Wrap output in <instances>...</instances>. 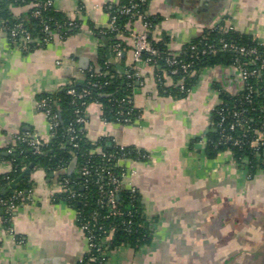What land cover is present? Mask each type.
<instances>
[{"label":"crops","instance_id":"obj_1","mask_svg":"<svg viewBox=\"0 0 264 264\" xmlns=\"http://www.w3.org/2000/svg\"><path fill=\"white\" fill-rule=\"evenodd\" d=\"M120 1L52 0L54 9L80 21V29L65 38L54 35L45 48L27 52L17 49L0 26V175L12 168L9 156L19 135L51 138L37 108L38 95L81 83L91 70L99 72L101 50L119 72L133 65L128 34L121 37L124 48L116 58L110 38L89 28L105 25L110 7ZM24 11L12 8L16 16ZM148 11L160 17L153 39L167 37L173 54L204 30L225 23L264 44V0H151ZM127 31L142 32V22L135 20ZM135 70L136 119L105 121L101 105L90 102L83 125L91 142L105 138L108 147L149 154L127 165L135 171L128 180L140 194L153 236L138 249L119 246L102 264H264V171L250 175L228 149L209 158L199 142L219 94L242 90L237 69H202L183 98L159 92L154 66L140 61ZM73 171L74 162L62 170L31 169V200L18 205L9 220L0 210V264H83L88 245L76 210L58 198L64 193L61 175Z\"/></svg>","mask_w":264,"mask_h":264},{"label":"trees","instance_id":"obj_2","mask_svg":"<svg viewBox=\"0 0 264 264\" xmlns=\"http://www.w3.org/2000/svg\"><path fill=\"white\" fill-rule=\"evenodd\" d=\"M48 0H0V26L8 33L9 30L15 27L16 24H21L22 28L29 32L32 40L28 42V48L24 52L31 51L35 48H45L53 39L54 35L65 38L68 34L77 32L80 29V21L75 20L77 27L69 25L70 18L63 12L54 9L52 3L48 6L42 4ZM52 1V0H51ZM151 0H121L119 4L110 7L111 16H115L116 23L123 30V34H128L127 27L136 19L131 18L129 14L121 12L123 7H129L131 4H136L135 10L145 13L144 21L150 25L151 32L148 33V40L152 47L157 51V55H152L148 52L141 54V59L149 65L154 66L155 75L159 72L156 66H160L163 72L168 71L171 67L166 64L167 56L173 55L174 59L179 61L174 67H178L180 63L189 64L188 75L185 73H177L171 76L173 82L178 79L182 80L184 84V91L174 86L164 85V81L156 79V84L160 93L171 96L173 98H183L191 90L194 85L199 72L204 68L213 67L216 65H232V63L244 58V55L235 53L233 51H220L214 53H201L202 49H206L208 45H214L216 48L220 47V40L223 39L227 43H234L246 49H256V51L264 59V44L258 43L251 35L240 33L237 30H230L225 33L219 30L218 27L206 29L203 33L185 44L180 52L173 54L167 48V37L160 40H155L152 37L154 27L159 23L160 17L149 14V3ZM40 5H36V3ZM14 7H25V11L16 16L12 12ZM83 8L81 11L83 13ZM38 12V13H36ZM48 27L45 30V27ZM90 30L93 35L105 36L110 38L111 47L116 42L121 43L124 48V42L121 37L116 39L110 34L104 35L101 29L90 25ZM9 36V35H7ZM49 39V42L36 41L37 39ZM194 45L195 49L191 46ZM195 51L199 53L196 55ZM99 64L101 70L96 72L91 70L87 73L86 78L81 83H71L62 88L53 91L45 92L37 96L36 100L45 98L47 105L57 120V125L53 129V135L49 142L41 146V153H34L25 141L17 140L14 152L9 156L12 168L11 170L0 175V190L10 182L15 180L25 168L31 163H34V168H43L45 171H54L66 169L73 161H75V171L70 174L63 173L61 175L62 183L67 180V186L75 193L80 194L81 197H70L69 193H62L58 198L66 201L76 211H78V221H90L95 228L94 234L96 237L102 236L103 231H109L113 228L112 238L109 242V250L127 245L133 249H138L151 242L153 231L150 226L151 222L144 213L143 204L141 202L140 194L132 193L128 189H121L116 191L115 201L122 209L123 214L120 216H107V208L103 207L99 201L105 202V197L100 190H110L112 186L108 183L107 173L120 174L121 167H116V159L131 158L141 159V150L134 147H120L111 145L108 147L107 139L100 138L97 144L101 147L104 156L91 152L94 144L89 141L84 132V125L78 122L79 118H85L84 110L88 103L97 102L101 105L102 118L108 122H123V118L136 119L139 115V110L133 107L132 96L139 81L138 77L134 75L127 77L129 69H124L119 72L116 66L106 60L103 50L100 52ZM171 54V55H170ZM148 60V61H147ZM250 68L254 65H248ZM108 74L105 75L104 72ZM162 71L160 72L163 75ZM133 72V71H132ZM249 84L253 88L251 94L252 105L255 108L251 114L256 119H261L264 112L261 107L264 106V73L255 75L249 78ZM96 83L99 86H93ZM69 89H74L76 93L83 90H88L89 94L82 98L77 95L70 94ZM248 89H242L236 94H228L221 92L220 98L228 101L231 105L235 101L243 103ZM74 127L77 138L69 141V126ZM207 143L203 148L204 154L212 158L217 153L229 148L236 161L239 163L242 159H246L245 168L250 175L254 174L258 169L264 171V157L258 156L256 152L248 147L246 144L239 147L233 146L230 143H218V133L207 132ZM86 167L89 174L82 176L81 169ZM22 191L25 195L31 191L30 173L26 174L19 184L14 189H9L5 195H0V199L20 203L19 200L14 199L17 192ZM57 198V197H55ZM0 210L3 208L0 205ZM93 212L97 213L96 222L92 219ZM3 217L8 216L3 212ZM99 226H102L99 228ZM98 255L94 250L88 253L84 258L83 264H90L88 257Z\"/></svg>","mask_w":264,"mask_h":264},{"label":"built area","instance_id":"obj_3","mask_svg":"<svg viewBox=\"0 0 264 264\" xmlns=\"http://www.w3.org/2000/svg\"><path fill=\"white\" fill-rule=\"evenodd\" d=\"M144 1V0H142ZM52 1L48 0L44 2L42 5L48 6L51 5ZM36 5H40V3H36ZM136 4H131L129 7H123L121 9L122 13L129 14L131 18H135L136 20H139L142 22L143 25V31L142 32H136V31H127L128 35L133 40V65L129 68L127 77H132L133 75L135 77L138 76V73L135 70V63H138L142 61L141 54L143 52H148L152 55H157L158 51L152 47L148 40V33L151 32V27L148 23L144 21L145 19V13H141L137 10ZM38 13V12H36ZM69 25L77 27V24H75L73 19H70ZM218 28L223 33L234 30V27H232L230 24H221L218 25ZM48 27H45V30H47ZM101 32L106 35L110 34L112 37L118 39L122 35H124L123 30L120 28V26L116 23L115 16H111L108 20V22L100 27ZM6 33V32H5ZM8 39L13 43V45L21 50L24 51L28 48V42L32 40L29 32H27L25 29L22 28L21 24H16L15 27L11 28L8 33H6ZM38 43L40 42H49V39H37ZM192 49H195L194 45L191 46ZM233 51L235 53H240L244 55V58L240 61L239 59H236L232 66L235 67L239 73L243 88L242 89H248V93L245 95L244 104L243 103H237L236 101L229 104L228 101H224V99L220 98L218 99L217 103L213 107L212 113L210 115L208 126L206 129L205 134L200 138L199 142L203 147L207 143L206 133L207 132H216L218 133V143H230L233 146H243L247 145L248 147L252 148L258 156L264 157V116L261 119H256L252 114L251 111L255 108L252 105V98L251 94L253 93V88L249 84V78L253 77L255 75H260L261 73H264V59L261 57V55L256 51V49H246L242 46H238L234 43H227L223 39L220 40V47L216 48L214 45H208L206 49H202L201 53L212 52L215 51ZM111 51L114 54L116 58H119L122 54V47L120 42L114 43V45L111 47ZM196 55L199 53L198 51H195ZM171 55V54H170ZM175 56L171 55L167 56L165 59V62L167 65H169L171 68L163 72L162 68L160 66H156V70L159 72L158 75H155V78L159 81H164V85L167 86H174L176 88H179L180 90L184 91V84L182 80L178 79L177 81L173 82L171 79V76L177 73H185L188 75L189 71V64L187 63H180L178 67H174L176 64L179 63V61L174 59ZM148 61V60H147ZM248 65H254L253 67H249ZM133 71V72H132ZM162 71L163 75L160 74ZM105 75L108 74L107 71L104 72ZM93 86H99L96 83H92ZM68 92L73 95H77V97L82 98L85 95L89 94L88 90H83L80 93H76L74 89H69ZM221 94V93H220ZM219 94V96H220ZM37 102V108L47 119V123L49 125L50 134L49 136L52 137L53 135V129L57 125V120L55 118V115H53L47 105V100L45 98L40 99ZM261 110L264 112V106L261 107ZM135 120V119H133ZM130 118H123V122L130 123L133 122ZM78 122H81L84 124V119L79 118ZM69 132V141H73L77 138V134L75 133L74 127L71 125L68 127ZM17 140L25 141L29 147L32 149L34 153H41V146L48 143L50 139H42L39 135L36 133H23L17 137ZM94 144V148H92L91 152H96L101 155H105L101 149V147L97 144V142H92ZM122 147V146H120ZM230 150L229 148H227ZM149 157V154L147 152L141 151V159H131V158H118L116 159V167H121L122 171L120 174H114V173H107L108 177V183L112 186V188L108 191L103 190L102 187L100 192L105 197V202L100 200L99 203L107 208V216H120L123 214L122 209L117 205L115 201V192L121 189H128L132 193L137 192V189L130 183V180H128L129 177L135 174V171L128 167L127 163L132 161H143L144 159H147ZM246 159L241 160V166L245 168L246 165ZM62 170L61 168H59ZM82 176H86L89 174V170L84 166L81 169ZM63 191L66 193H69L70 197H81L80 194L75 193L70 187L67 186V180H64L63 184ZM32 194L29 192L28 194H24L22 191H19L16 193L14 199L19 200L20 203H17L13 201V199H7L3 200L0 199V205L4 210V213L8 216V218H5V220H9L11 218V214L14 211V209L23 203H26L31 200ZM78 211H76V221H78ZM94 222L97 220V213L93 212L91 215ZM81 232L83 233L84 238L87 241L88 245V253H91V251H95L98 253V255L91 254L88 257V262L90 264H102L104 259L108 256L109 253L116 250L118 247H115L111 250H109V242L112 238L113 228H111L108 232L103 231L102 236L96 237L94 234L95 228L91 225L90 221L85 222H79L77 224ZM102 226H99L101 228Z\"/></svg>","mask_w":264,"mask_h":264},{"label":"water","instance_id":"obj_4","mask_svg":"<svg viewBox=\"0 0 264 264\" xmlns=\"http://www.w3.org/2000/svg\"><path fill=\"white\" fill-rule=\"evenodd\" d=\"M109 59L112 61V58L109 57ZM113 62V61H112ZM120 72H123V69L120 68ZM34 163H31L27 169H25L15 180H13L12 182H10L8 185L4 186L1 190H0V195H5L9 189H14L19 182L21 181V179L28 174L31 169L33 168Z\"/></svg>","mask_w":264,"mask_h":264},{"label":"rangeland","instance_id":"obj_5","mask_svg":"<svg viewBox=\"0 0 264 264\" xmlns=\"http://www.w3.org/2000/svg\"><path fill=\"white\" fill-rule=\"evenodd\" d=\"M75 163V161H73Z\"/></svg>","mask_w":264,"mask_h":264}]
</instances>
